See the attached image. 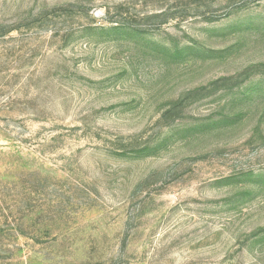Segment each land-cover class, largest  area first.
I'll list each match as a JSON object with an SVG mask.
<instances>
[{"label":"rangeland","instance_id":"374dc122","mask_svg":"<svg viewBox=\"0 0 264 264\" xmlns=\"http://www.w3.org/2000/svg\"><path fill=\"white\" fill-rule=\"evenodd\" d=\"M0 264H264V0H0Z\"/></svg>","mask_w":264,"mask_h":264}]
</instances>
